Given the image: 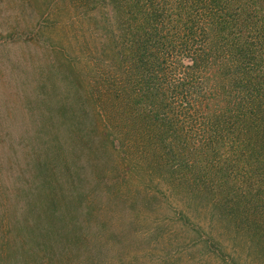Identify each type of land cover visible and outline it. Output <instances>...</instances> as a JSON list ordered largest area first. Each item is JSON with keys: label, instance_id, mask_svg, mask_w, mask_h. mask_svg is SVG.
Here are the masks:
<instances>
[{"label": "trees", "instance_id": "1", "mask_svg": "<svg viewBox=\"0 0 264 264\" xmlns=\"http://www.w3.org/2000/svg\"><path fill=\"white\" fill-rule=\"evenodd\" d=\"M79 1L88 13L89 0ZM96 4L110 6L116 20L110 59L106 41L84 50L93 57L88 72L62 62L59 84L33 100L39 128L25 153L37 179L20 195L23 205H9L11 237L0 262L107 264L133 223L124 198L130 185L156 174L195 204L209 199L220 221L245 230L261 255L264 0ZM195 224L194 237L213 254L241 264Z\"/></svg>", "mask_w": 264, "mask_h": 264}, {"label": "rangeland", "instance_id": "2", "mask_svg": "<svg viewBox=\"0 0 264 264\" xmlns=\"http://www.w3.org/2000/svg\"><path fill=\"white\" fill-rule=\"evenodd\" d=\"M99 8L96 0H89L88 13L79 0H0V171L4 173L0 172V250L11 237L9 205L13 200L23 205L20 195L37 179L29 153H25L32 132L39 128L32 122L33 100L48 94L52 84H59L62 62H72L76 69L88 72L93 57H83V51L95 50L101 41L108 43L106 51L112 47L116 20L110 6ZM55 51L67 59L60 60ZM109 57L110 50L105 58ZM110 150L114 151L112 144ZM117 163V158L112 159V165ZM111 164L106 168L110 177ZM160 178L156 174L138 186L136 181L130 185L132 193L124 198L131 205L126 212L133 223L124 245L108 254L107 264H228L223 254H213L194 237L191 228L195 223L232 251L241 264H264V251L260 255L245 230L236 231L230 219L220 221L208 205L209 199L198 198L195 204L186 190L171 191ZM176 213L183 217L182 222Z\"/></svg>", "mask_w": 264, "mask_h": 264}]
</instances>
